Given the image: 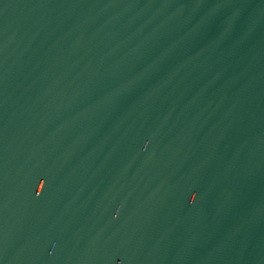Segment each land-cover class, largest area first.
Wrapping results in <instances>:
<instances>
[{
  "label": "water",
  "instance_id": "95a60500",
  "mask_svg": "<svg viewBox=\"0 0 264 264\" xmlns=\"http://www.w3.org/2000/svg\"><path fill=\"white\" fill-rule=\"evenodd\" d=\"M0 264H264V0H0Z\"/></svg>",
  "mask_w": 264,
  "mask_h": 264
}]
</instances>
